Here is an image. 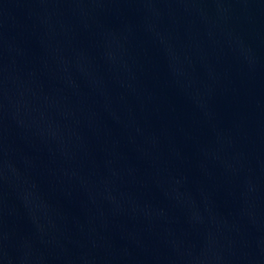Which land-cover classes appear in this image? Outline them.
<instances>
[{
	"label": "water",
	"instance_id": "obj_1",
	"mask_svg": "<svg viewBox=\"0 0 264 264\" xmlns=\"http://www.w3.org/2000/svg\"><path fill=\"white\" fill-rule=\"evenodd\" d=\"M0 264H264V0H0Z\"/></svg>",
	"mask_w": 264,
	"mask_h": 264
}]
</instances>
